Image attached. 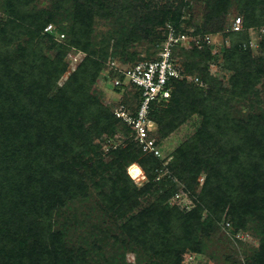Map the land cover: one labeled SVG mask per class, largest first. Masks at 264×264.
<instances>
[{
    "label": "rangeland",
    "instance_id": "374dc122",
    "mask_svg": "<svg viewBox=\"0 0 264 264\" xmlns=\"http://www.w3.org/2000/svg\"><path fill=\"white\" fill-rule=\"evenodd\" d=\"M250 2L251 0H0V26L14 12L24 17L33 11H46L60 16L64 13L65 7L72 10L69 11L70 13L74 14L77 11L79 14H85L83 10L87 11L88 7L92 6L96 13L90 12L92 28L88 38L89 46L96 51L98 61L103 63V69H107L114 65L125 67L154 58L155 39L164 31L165 20L162 17L167 13L183 30L192 34L200 31L196 37L183 32L191 40L188 48L192 47V43L197 44L200 49L206 48L203 52L207 57L200 55L195 57L194 51H188L181 54L182 58H177L180 66H185L187 69V82L207 88L201 70L197 68L191 70V68L194 64L205 67L209 63L210 74L219 79L224 89H231V78L235 72L225 65L223 48L231 47L236 41V35L234 37L231 35L233 21L240 16L244 21V12ZM84 3L87 4V8L84 7ZM101 4L106 5V8L105 6L100 8ZM259 5L263 7V11H260L258 6L257 17H262L264 1L262 3V0H259ZM214 10L215 16L210 17V12ZM51 23L57 27H66L67 37L64 40L62 36L58 39L56 36L48 37L45 35L47 27L40 32L43 36L46 56L56 59L60 53H65L61 58L63 67L58 69L61 71L54 85L48 84L46 97L42 96V102L49 103L48 111L52 109L50 104L61 101L56 100L57 94L63 97L64 100L61 101L63 104H66L68 98L76 93L81 97L85 96L86 99L89 96L95 97L112 113L125 105V93H116L110 81L107 86L101 78L95 82L91 76L84 73L85 70H83L84 74L77 72L79 66L89 58V53L82 47L68 44L67 40L71 37L70 21L54 20ZM249 24H251L249 27H243V31L237 37L247 42L255 61L252 65L257 66V71L258 67L261 69L257 72L254 83H249L250 89L246 94L234 97L226 109L231 119L243 123L250 122L256 117L262 120L264 116V25L253 24V21H249ZM25 27H18L17 34L11 39L10 46L19 53L25 48L33 51L38 47L27 45L28 35ZM205 31L206 33H203ZM1 48H4L3 45ZM209 54L212 57H208ZM19 56L20 60L16 59L13 63L15 67H20L18 62L23 61V56ZM189 62L190 69L187 66ZM78 73L80 74L77 75ZM81 76L84 80L79 79ZM37 107L36 113L33 111L37 116L34 122L40 121V126L35 128L41 129L43 133L46 126L52 125L48 123L51 118H48V113L44 112L41 103ZM220 118L223 121L227 119L225 115ZM66 122L68 121L61 123ZM53 125L58 126V123ZM71 125L74 124H67V126ZM116 126L118 130L112 137L110 133H103L100 136L95 132L88 134L86 131L78 130L71 133L60 128V134L65 137L64 144L71 152L66 153L70 168L77 172L79 170L85 176L83 185L70 193L67 192L62 200L60 194L64 191V184L69 176L57 179L60 169L68 168L65 163L58 160L45 163L46 168L42 169L43 175L54 183L53 188L48 186V180L47 183H43L38 178L33 179L34 181L28 180V176L12 157H8L6 162L2 160L3 165L0 170L4 172L0 173L2 191L0 195H10L12 198L10 201L16 204V211L25 213L26 221L41 223L39 225L41 227H38L41 230L60 233L62 241L59 245L65 251L63 255L65 260H69V264H245L246 261L256 259L264 240L261 227L255 220L250 219L246 227L236 228L226 215L227 211L224 212L221 221L213 222L208 218V211L205 209L199 214L201 220L199 223L186 221L179 216L173 217L170 222H162L158 217L151 215L145 218L146 225L143 230L147 235L141 237L137 232L140 224L134 222V219L144 208L154 207L160 203L158 201L163 195H167L164 213L169 214L170 210L190 212L200 200L206 174L201 173L198 184H195L193 190L187 187L182 178L163 166L157 171L155 181L158 184L155 189L140 196L133 210L122 213L116 211L111 200L103 199L101 196L116 190L117 187L111 180L104 184L100 180L102 174L112 176L116 173L108 167V164L115 159L114 150L126 145V140L132 139L120 129L121 125ZM22 134L25 136L24 131ZM154 134L159 138L160 157L164 160L166 158L171 160L176 149L193 137L198 142V146L196 145L198 149L193 154L197 152L201 154L202 149L217 151L219 146L225 143L224 139L228 138V135L222 131H216L208 124H204L200 115L187 120L168 136H161L156 125ZM23 141L21 155H25L24 148H27L25 146L29 140ZM88 141L99 145L98 150L90 152L91 156L83 152V145ZM12 156L18 157L19 154ZM99 158L103 159L102 169L98 168L94 172L95 175L90 172L84 174L87 168L92 171L94 167L92 163ZM126 173L131 180L140 184L143 169L138 162L130 163L126 167ZM167 175L175 177L170 179ZM55 180L57 183L54 182ZM55 193L58 196L53 195ZM54 196L57 198L50 199ZM36 213L41 216L38 217L39 220L35 218ZM131 220L133 222H130ZM165 235L166 240L163 239ZM31 239H29L30 243Z\"/></svg>",
    "mask_w": 264,
    "mask_h": 264
},
{
    "label": "trees",
    "instance_id": "16d2710c",
    "mask_svg": "<svg viewBox=\"0 0 264 264\" xmlns=\"http://www.w3.org/2000/svg\"><path fill=\"white\" fill-rule=\"evenodd\" d=\"M102 6L106 8V5L103 4L100 8ZM258 6L259 10L263 11V7L261 8L259 5V0H251L247 4L242 27L239 30L233 29V34L231 33L233 37L236 35V41L231 47L223 48L225 65L235 72L231 78V89H224L219 79L210 74L209 63L205 67L194 64L191 70L193 68L201 70L202 79L206 81L207 88L200 87L196 83H188L186 77L175 79L170 85V97L152 103L150 117L157 125L161 136L170 135L196 115L202 117L204 124L228 135L226 140L223 138L225 143L220 145L217 151L202 149L201 154L197 152L194 153L195 155L193 152L198 149V142L193 137L176 149L171 160L168 158L161 159L154 152L145 151L135 138L134 127L118 117L115 113L116 110L113 113L109 112L108 108L103 107L95 97L89 96L86 99L85 96L81 97L80 94L76 93L68 98L66 104H63L61 102L64 100L63 97L57 94L56 100L61 101L50 104L52 109L49 111V103L42 102V96L46 97V86L48 84L54 85L61 71L58 69L63 67L61 58L64 57L65 53H60L56 59H50L46 56L42 41L43 36L40 35V32L48 26V23L66 19L70 21L71 37L67 40L68 44L78 48L82 47L89 53V58H86L87 60L79 66L77 72L91 76L95 82L101 78L107 86L110 81L116 93H125V105L122 106L133 111L134 114L136 113L141 102V91L133 85L115 86L112 79L124 80V76L114 67L103 69V63L98 61L96 51L89 46L88 38L92 28L90 12L96 13L92 6H89L87 11L83 10L85 14H79L77 11L74 14L70 13L72 10L67 7L62 8L64 13H61L60 16L46 11H33L25 17L21 14L18 15L17 12L12 13L11 17H8L0 26V169L3 165L2 160L6 162L8 157H12L28 176V180L34 181L33 179L38 178L43 183H47L48 180V186L53 188L54 183L43 175L42 169L45 170V163L62 161L68 168L60 169L57 179L62 176H69L64 184V191L60 194L62 200L67 192L70 193L83 185L85 176L78 169L79 174L70 168L66 153L70 154L71 152L67 150L64 144L65 137L60 134V128L71 133L78 130L86 131L88 134L95 132L100 136L103 133H110L112 137L118 130L116 125H121L120 129L133 140H126V145H121L114 150L115 159L108 164V167L116 173L112 176L102 174L100 177L103 184L111 180L117 187L116 190L106 192L101 196L103 199H110L116 211L122 213L133 210L140 196H144L155 189L158 184L155 181L157 171L163 166L171 170L177 177L182 178L187 187L193 190L195 184H198L201 173L206 174L200 200L190 212L183 213L179 210H170L169 214L164 213L166 208L164 202H166L167 195H163L158 201L160 203L154 207L144 208L134 219V222L140 224L137 232L141 237L147 235L143 228L146 225L145 218L151 215L158 217L162 222H170L173 217L179 216L186 221L199 223L201 221L199 214L205 209L208 211V218L213 222L221 221L224 212L227 211L226 215L232 220L236 228L246 227L249 220L253 219L261 227L264 235V116H262V120L256 117L252 118L250 122L243 123L231 119L230 113L226 110L234 97H241L243 93L246 94L250 89L249 83H254V79H257V72L261 69L258 67L257 71V66L252 65L255 61L252 58L251 50L248 49L247 42L237 37L243 31V27L251 25L249 21L260 26L264 25V13L262 17H257ZM84 7L87 8V4L84 3ZM215 12V10L210 12V17H214ZM162 19L165 20L164 31L155 39L156 49L154 53L156 56L159 45L166 37L169 23L175 27L177 33L185 32L194 37L200 34V31H195L192 34L183 30L176 20L172 16H168L167 13L163 14ZM149 20L152 19L149 18ZM24 26H26L25 30H27L28 35L27 45L38 47L34 48L33 51L25 48L19 53L10 44L12 37L17 34L18 27ZM65 29L66 27L53 25V30L45 31V35L51 38L56 36L57 39L63 35L62 40H64L67 37ZM1 45H3V49ZM191 46V48L175 47L174 56L180 59L183 53L194 51L195 57L197 55L207 57L206 53L203 52L206 48L200 49L201 47L195 43H192ZM19 55L23 56V61L18 62L23 67H15L13 64L16 59H18L17 61L20 60ZM208 57L212 56L209 54ZM256 59H262V57ZM260 64L258 63V65ZM187 66L190 69V62ZM183 68L184 73H186L187 69L185 66ZM83 70H85L84 73ZM75 77L77 76L75 75ZM81 78L83 76L79 77V79ZM39 103L42 104L44 112L48 113V118H51L48 123L52 124L51 126L48 125L49 127L46 126L43 133L41 129H38L40 121L34 122L37 116L34 115L33 111L36 113ZM222 115H225L226 121L220 118ZM66 120L68 122L65 124L61 123ZM53 123H58V126H54ZM69 123L74 125L67 126ZM22 131L25 132V136H23ZM24 139L29 140V142L25 146L27 148H24L25 155H21ZM156 144L160 146L159 138H157ZM98 148L99 145L88 141L83 145V152L85 155L91 156L90 152H95ZM14 154H19V156H12ZM96 160L92 163L93 172L87 168L84 170V174L90 172L93 175L98 168L102 169L103 159ZM132 162H138L143 169L140 184L131 180L126 173V167ZM3 172L0 170V173ZM174 175H167V177L173 179ZM54 182L57 183L56 180ZM0 192L2 191L0 190ZM56 198L54 196L50 199ZM11 199L10 195H0V264H69V260H65V255H63L65 251L59 245L62 241L60 233L41 230L38 228L41 227L39 226L41 223L35 224L32 221H26L25 213L17 212L16 204L11 202ZM36 214L35 218L39 220L38 217L41 216ZM132 231L136 232L133 229ZM30 238H32L31 243L29 242ZM163 239H167L166 235L163 236ZM245 264H264V240L256 259L246 261Z\"/></svg>",
    "mask_w": 264,
    "mask_h": 264
},
{
    "label": "built area",
    "instance_id": "2783aa9c",
    "mask_svg": "<svg viewBox=\"0 0 264 264\" xmlns=\"http://www.w3.org/2000/svg\"><path fill=\"white\" fill-rule=\"evenodd\" d=\"M242 24V18L238 17L233 21V29L239 30ZM46 30H53V25L49 24ZM190 42L187 34L177 33L175 27L169 23L166 37L159 45L157 56L154 59L140 61L135 65L125 67L112 66L124 76V80L112 79L115 86L133 85L141 91V102L135 114L122 106L115 111L116 115L134 127L135 138L145 151L154 152L159 156L161 150L160 146L156 144L157 137L154 134L156 124L150 117L151 106L154 101L170 97V85L173 80L186 77L184 68L180 66L178 59L174 56V48L187 47Z\"/></svg>",
    "mask_w": 264,
    "mask_h": 264
}]
</instances>
